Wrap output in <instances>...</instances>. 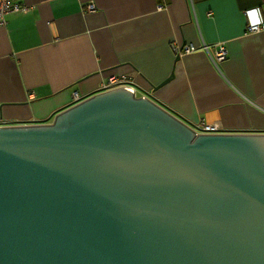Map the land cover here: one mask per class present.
Wrapping results in <instances>:
<instances>
[{"label":"water","instance_id":"95a60500","mask_svg":"<svg viewBox=\"0 0 264 264\" xmlns=\"http://www.w3.org/2000/svg\"><path fill=\"white\" fill-rule=\"evenodd\" d=\"M0 264H264V134L126 87L0 126Z\"/></svg>","mask_w":264,"mask_h":264},{"label":"crops","instance_id":"0c3cea01","mask_svg":"<svg viewBox=\"0 0 264 264\" xmlns=\"http://www.w3.org/2000/svg\"><path fill=\"white\" fill-rule=\"evenodd\" d=\"M22 1L0 26V126L50 123L115 75L191 129L264 134V0Z\"/></svg>","mask_w":264,"mask_h":264},{"label":"built area","instance_id":"2783aa9c","mask_svg":"<svg viewBox=\"0 0 264 264\" xmlns=\"http://www.w3.org/2000/svg\"><path fill=\"white\" fill-rule=\"evenodd\" d=\"M94 9L93 3H88L86 5L87 11H92ZM29 11V7L22 0H0V26L5 23V15L8 13H25ZM264 28V22L261 20L250 21L247 25V31L249 32H257L260 29ZM206 48V46H204ZM195 49L193 45L185 44L181 49H175L178 53H188ZM226 49L224 46H218L213 53L214 62L220 63L226 57ZM117 87H126L133 91L132 87L127 85V81L124 77H117L115 75H110L107 77L106 81L101 86V91H107L110 89H114ZM74 102L79 101L76 93H73ZM197 134L204 133H216L218 130L216 127L211 125H205L200 123L196 129H193Z\"/></svg>","mask_w":264,"mask_h":264}]
</instances>
